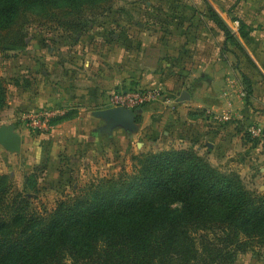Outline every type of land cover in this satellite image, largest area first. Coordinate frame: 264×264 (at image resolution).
Wrapping results in <instances>:
<instances>
[{
  "label": "rangeland",
  "instance_id": "obj_1",
  "mask_svg": "<svg viewBox=\"0 0 264 264\" xmlns=\"http://www.w3.org/2000/svg\"><path fill=\"white\" fill-rule=\"evenodd\" d=\"M187 1L103 0L69 15L63 11L57 12L58 18L27 14L13 27L0 29V77L6 87L5 104L0 110V126L13 125L24 138L21 149L16 152L0 144V176H7V183L15 191H24L36 206L51 210L59 199L72 193L77 184L81 186L100 178L117 176L124 171L133 172L139 166L138 158L143 154L175 149L195 151L219 172L238 173L247 190L264 192V78L259 80L261 84L256 79L252 81L242 71V67L250 64L242 50L228 44L224 52L218 30L213 27L197 32L200 37H210L209 43L206 40L204 44L190 48L189 30L179 26L176 28V23L172 22L174 9L186 6ZM187 17L185 21L188 23ZM70 19H75L79 27L64 24ZM140 24H145V27ZM180 24L185 26L184 22ZM233 25L236 27L234 22ZM177 29L183 30V39L177 46L181 58L186 59V64L181 62L178 68L184 67L183 70L195 74V77L185 79L181 87L194 93L199 84H208L211 68L219 61L205 64L202 62L203 56L211 52L225 58L226 54L224 71L230 72V85L217 87L215 95L221 100L232 98V110L211 112L205 107H197L194 120L179 121L180 124L167 120L158 136L153 133L146 136L138 135L139 129L134 131L120 125L109 127L103 119L94 118L91 110L85 114L83 112L81 116L79 103H48L47 99L52 94L50 87L59 81L56 79L58 75L50 72L53 69L49 61L51 57H55L57 63L74 61L77 57L74 54H84L91 45L93 48L97 46L102 56L111 47L119 50L118 47L122 45L128 46L127 49L134 54L138 51V43L142 41L139 37L143 32L147 33V41L154 44L174 34L177 36ZM17 40L19 43L15 44ZM162 54L167 55L165 51ZM77 58L79 64L83 58ZM195 60L202 63L200 68L191 65ZM50 74L52 77H49ZM244 76L251 83L255 82L251 97H247ZM83 83L84 80L74 79V88L78 89ZM125 87L132 93L140 90L157 93V97L145 102V106L175 97L172 91L164 88L143 89L132 88L129 83L114 84L111 88L99 86L100 99L92 107L95 110L114 107L112 93H124ZM33 99H36L35 102ZM174 104L178 102L175 100L165 107L161 106L162 112ZM139 106L131 107L138 111L136 121L138 109H141ZM175 110L180 114L176 106ZM46 111L51 112L49 118L64 112L72 116L54 123L52 118L49 125L47 121L45 131H41L39 127H34L28 115ZM253 128L261 129L258 135L251 133ZM207 129L212 132L209 137L204 135ZM165 130L169 131V135H164ZM148 139L147 145L143 143ZM149 142H157L158 145H148ZM172 208L179 210L181 204L174 203ZM234 264H264V243L256 240L252 247L238 251Z\"/></svg>",
  "mask_w": 264,
  "mask_h": 264
},
{
  "label": "trees",
  "instance_id": "obj_2",
  "mask_svg": "<svg viewBox=\"0 0 264 264\" xmlns=\"http://www.w3.org/2000/svg\"><path fill=\"white\" fill-rule=\"evenodd\" d=\"M100 1L0 0V29L27 14L58 18L57 12L69 15ZM210 17L239 46L215 10ZM238 22L246 37L250 29ZM244 79L251 97L252 83ZM5 98L0 77V110ZM138 163L133 172L77 184L51 210L1 175L0 264H234L238 251L264 243V192L247 190L238 173H221L192 150L150 151Z\"/></svg>",
  "mask_w": 264,
  "mask_h": 264
},
{
  "label": "crops",
  "instance_id": "obj_3",
  "mask_svg": "<svg viewBox=\"0 0 264 264\" xmlns=\"http://www.w3.org/2000/svg\"><path fill=\"white\" fill-rule=\"evenodd\" d=\"M211 9L215 10L229 25L238 39L239 46L227 41L224 31L211 19ZM173 16L172 22L176 23V28L189 30L190 48L200 45V43L204 44L206 40L209 43L211 39L210 37H200L197 32L205 31V28L208 27L218 30L219 40L222 41L220 46L223 47V51L226 52L228 44L240 48L250 63L246 67H242V71L247 73L252 81L256 79L261 84L259 80L264 78V0H188L186 6L174 9ZM185 16H188L186 18L188 23L185 21ZM238 19L245 23L246 29H250L246 37L240 35ZM180 22H184L185 26L181 25ZM233 22L236 27H234ZM140 26L145 27V24H140ZM182 29H177V36L174 34V36L167 37L163 41H157L154 44L147 41V33L143 32L139 37L142 41L138 43V51L134 54H132L131 49H127L128 46L122 45L118 47L119 50L111 47L108 53L102 56L98 53L97 46L93 48V45H91L90 49L84 54H74L83 58L79 64L76 61L77 57L74 61L69 60V62H66L63 60L58 63L54 61L55 57H51L49 61L52 63L53 69H50V72L53 75L54 73L58 75L56 79L59 81H56L50 87L52 94L47 99L48 103L61 105L63 103L70 105L79 103L81 116L83 112L85 114V112L91 110L94 118L103 119L94 115L97 110L92 107L100 99L99 86L111 88L114 84L126 85V83H129L132 88H164L172 91L171 93L175 95L172 99H164L161 103L153 102L139 111L140 122L137 123L139 129L137 134L146 136H150L152 133L155 134L154 136H158L164 121L168 120L180 124L187 120H194L197 115L195 112L197 107H205L211 112H218L222 109L232 110L230 109L232 108L230 102L232 98L225 97L221 100L215 95L217 87L230 85L231 77L228 76L230 72H227L228 70L224 71L226 66L223 60L227 61L228 57L226 54H224L225 58H221L219 53L211 54V52H207L203 56V63L208 64L219 61L218 65H213V68H211L212 73L208 78V84H199L197 91L194 93L188 91L191 96L190 102L180 99L182 91L185 90L181 87L184 80L195 77V74L183 70L184 67L178 68L179 63L185 62L186 64V59L181 58L177 46L183 39L181 37ZM229 47L232 46L229 45ZM163 51L167 55H163ZM59 59L61 60V58ZM241 60L245 62L244 58H241ZM72 64L75 65L72 66ZM191 65L200 68L202 63L195 60ZM43 73L47 74L46 71ZM49 77H52V75L50 74ZM74 79L84 80V83L79 84L80 86L76 89L74 88ZM253 86L255 88V82H252ZM123 89L125 93L129 92L127 87ZM263 89L264 87L262 91ZM33 96L36 98L37 94L35 95L34 92ZM35 100L32 101L35 102ZM175 100L178 104H174L172 108L162 112L161 106L165 107ZM175 106L180 114L176 113ZM156 107H158V110H156ZM103 120L106 122L105 119ZM179 121L181 122L179 123ZM204 129L206 128L204 127ZM208 129L204 131V135H207V137L212 135V132ZM164 135H169V131L165 130ZM147 141L149 139L144 140L143 143L147 145ZM169 141L172 142V140ZM23 142L24 138H22V144ZM148 145L156 146L158 143L149 142Z\"/></svg>",
  "mask_w": 264,
  "mask_h": 264
},
{
  "label": "water",
  "instance_id": "obj_4",
  "mask_svg": "<svg viewBox=\"0 0 264 264\" xmlns=\"http://www.w3.org/2000/svg\"><path fill=\"white\" fill-rule=\"evenodd\" d=\"M190 98L191 96L188 91H182L180 97L182 101L189 100ZM138 110L140 111L141 109ZM137 113L138 111L130 107L114 106L99 109L94 112V115L105 119L109 127L120 125L126 129L137 131ZM0 144L9 151H19L21 149L22 136L15 131L13 125H2L0 126Z\"/></svg>",
  "mask_w": 264,
  "mask_h": 264
},
{
  "label": "built area",
  "instance_id": "obj_5",
  "mask_svg": "<svg viewBox=\"0 0 264 264\" xmlns=\"http://www.w3.org/2000/svg\"><path fill=\"white\" fill-rule=\"evenodd\" d=\"M157 97V93H154L150 90H140L138 92H127V93H121V92H113L112 93V101L113 104L115 106H125V107H135L138 105H142L145 104V102L153 100ZM52 110V108H49ZM65 113V112H64ZM62 113V114H64ZM51 115V112L46 111L44 113H32L29 114L28 116L32 119L33 123H34V127H39L38 129L41 131H45V125H47V121H48V125L49 122L51 123V119L53 117L49 116ZM41 123V124H37ZM36 123V124H35ZM41 125V126H39ZM43 127V128H42ZM47 130V129H46ZM261 131L260 128H253L251 129V133L253 135H258L259 132Z\"/></svg>",
  "mask_w": 264,
  "mask_h": 264
}]
</instances>
